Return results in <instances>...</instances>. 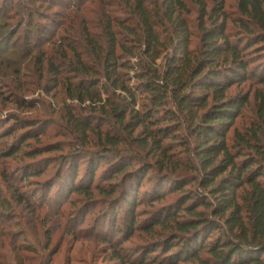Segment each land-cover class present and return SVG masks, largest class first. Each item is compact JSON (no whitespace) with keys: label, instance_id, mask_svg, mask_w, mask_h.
I'll list each match as a JSON object with an SVG mask.
<instances>
[{"label":"trees","instance_id":"trees-1","mask_svg":"<svg viewBox=\"0 0 264 264\" xmlns=\"http://www.w3.org/2000/svg\"><path fill=\"white\" fill-rule=\"evenodd\" d=\"M27 1L19 5L27 16L25 37H45L47 26L37 22V11ZM160 1L134 0L131 22L109 21L104 43L102 37L84 32L98 53L100 73L67 45L75 55L72 71L85 76L77 85L66 84L70 101L77 103L68 107V126L83 142L96 134L103 145L91 156L79 148L63 154L56 161L63 171L45 186L43 205L51 201L53 191L54 197L64 196L71 204L73 195L81 196L76 222L85 223L95 210L97 193L106 198L102 205L108 207L99 217L111 223L112 237L119 243L130 241L138 231L167 230L163 242L147 248L142 264H264V94H257L256 121L242 132L234 127L249 96L230 95L235 86L247 82L264 85V34L256 32L264 31V0H236L239 17L227 12V0H213L210 10L206 0H191L199 7L197 47H193L194 34L186 18L191 12L185 0ZM13 2L4 1L2 9L13 10ZM230 24L239 32L230 30ZM49 69L59 71L53 62ZM25 123L34 125L19 121L15 127ZM106 124L113 130L104 133ZM20 129L31 131L5 151L8 157L24 151V138H36L35 127ZM14 134L11 129L5 137ZM121 146L123 151L133 150L134 156L123 155ZM55 149L64 151L60 146ZM150 158L154 165L147 162ZM83 163L87 169L82 173ZM157 167L171 172L151 181L145 198L151 197L153 204L164 199L166 190L181 195L141 224L138 208L145 203L141 190ZM47 168H25L21 183L43 176ZM179 169L185 174H177ZM36 196L34 201L41 203ZM17 197V203L32 212L42 209L35 207L31 196V200L22 194ZM9 207L2 212L7 220L12 219ZM47 235L50 243V232ZM107 242L113 244L112 239ZM24 249L36 253L27 244ZM162 250V262L155 260ZM38 264L46 262L40 258Z\"/></svg>","mask_w":264,"mask_h":264},{"label":"rangeland","instance_id":"rangeland-1","mask_svg":"<svg viewBox=\"0 0 264 264\" xmlns=\"http://www.w3.org/2000/svg\"><path fill=\"white\" fill-rule=\"evenodd\" d=\"M4 1L6 3L7 0H0V264H38L40 258L46 264H142L141 258L147 248L163 242L169 234L167 230L156 228L152 234L138 231L130 241L119 243L116 237H112L111 223H105L99 217L102 210H108L106 205L105 208L102 205L105 197L95 194V210L86 218L85 223L76 222L80 215L76 208L83 205L79 203L82 202L81 196L73 195L71 204L64 196L54 197L53 191L51 201L45 206V197H41L51 178L63 171L56 162L63 154H70L79 148L85 155L91 156L100 151L103 145L96 134H89L88 140L83 142V137L68 126V107H77V103L70 101L66 84L77 85L85 76L72 71L71 64L75 62V55L67 45L76 48L81 59L100 73L102 66L97 57L98 53L88 44L84 32L87 31L94 37H102L99 39L104 43L105 28L110 24L109 21L112 23V20L123 19L131 22L134 17V0H38L35 4H30L27 0H9L14 1L11 5L15 7L13 10L10 6L2 9L5 6ZM22 1H27L31 8H35L37 22L47 26L45 37H25L27 16L23 13V7L19 6ZM185 2L191 12L186 18L194 34L193 47H197L201 37L198 27L199 7L191 0ZM206 2L210 10L213 0ZM226 10L231 17H239L236 0H227ZM112 29L118 30L115 23ZM230 30L239 32L232 24ZM256 32L264 34L259 29ZM51 62L58 67V73L50 71ZM237 94L249 96V103L234 127L242 132L256 121V109L260 102L257 94H264V85L247 82L230 91L231 96ZM103 98L106 96L103 95ZM19 121H33L32 126L26 123L19 126L22 129L35 127L32 131H35L33 136L36 138H24V153L18 157H8L5 151L31 131L16 128L15 124ZM112 127L113 125L106 124L102 131L109 132L113 130ZM11 129L15 130V134L5 137V132ZM233 135L232 131L230 137ZM56 146L62 147L63 153L56 151ZM119 148L124 150L122 146ZM125 148L123 155L126 153L134 156L133 150ZM30 153L36 156L30 158ZM147 162L155 164L153 158ZM82 165L83 173L87 166L85 163ZM29 166L37 168L36 170L48 168L43 176L22 184L24 169ZM103 169L98 172L97 182H101ZM170 172L167 168L162 172L157 167L149 175V180H145L141 190L145 203L138 208L141 224L179 199L181 193L172 194L168 190L165 191L163 200L153 204L149 200L151 197L145 198V194L152 189L150 182ZM176 173L185 174L183 169ZM106 186L104 183L103 187ZM18 194L29 197L30 200L32 197L35 207L40 206L42 209L37 208V212H32L25 204L19 205L16 201ZM36 195L40 196L41 203L34 201ZM74 202L79 204L78 207H75ZM9 204L12 219L7 220L2 212L6 206L10 209ZM60 204H64L62 211H59ZM120 218H124L122 213ZM71 222L76 224L72 225ZM48 232L51 234L50 243ZM107 239H112L113 244L108 243ZM26 244L34 248L36 253L24 249ZM121 255L124 257L121 258ZM164 256L162 250L156 253L154 259L162 262ZM146 264L154 263L149 261Z\"/></svg>","mask_w":264,"mask_h":264}]
</instances>
